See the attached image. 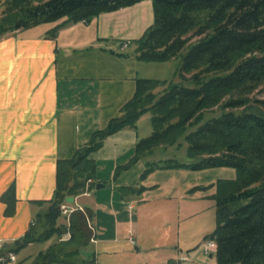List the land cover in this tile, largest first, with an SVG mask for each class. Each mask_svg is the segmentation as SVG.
Returning <instances> with one entry per match:
<instances>
[{
  "label": "crops",
  "instance_id": "obj_1",
  "mask_svg": "<svg viewBox=\"0 0 264 264\" xmlns=\"http://www.w3.org/2000/svg\"><path fill=\"white\" fill-rule=\"evenodd\" d=\"M64 20L0 39V249L21 238L47 209L37 202L53 197L57 162L120 116L136 79L149 78L143 75L147 63L119 54L131 55L152 25L150 0L101 13L87 24L62 25ZM151 131L145 114L135 129L108 136L89 155L96 166L89 196L73 200L91 211L89 255L95 264H180L182 253L191 261L205 259L200 246L215 228L214 182L186 169H157L143 177L147 162L170 158L160 156L166 149L130 163L136 142ZM9 189L12 203L2 200ZM53 238L29 244L6 264H29ZM209 258L215 264L214 254Z\"/></svg>",
  "mask_w": 264,
  "mask_h": 264
},
{
  "label": "trees",
  "instance_id": "obj_2",
  "mask_svg": "<svg viewBox=\"0 0 264 264\" xmlns=\"http://www.w3.org/2000/svg\"><path fill=\"white\" fill-rule=\"evenodd\" d=\"M140 1L3 0L0 39L61 19L62 25L87 24L101 13ZM150 1L152 25L135 41L131 55L119 56L142 63L178 60V81L137 78L120 116L95 130L71 158L57 162L53 197L37 202L47 203V209L35 215L21 238L0 249V257L69 234L29 264H95L94 254H81L92 235L87 226L90 209L73 212L65 226L59 223V207L67 197L82 194L85 182L93 179L96 166L89 155L108 136L135 129L148 114L152 131L136 142L130 163L185 144V162H147L142 176L157 169L234 168L235 178L209 186L215 187V228L205 239L216 243L215 264H264V0ZM11 193L7 190L2 200L12 203Z\"/></svg>",
  "mask_w": 264,
  "mask_h": 264
},
{
  "label": "rangeland",
  "instance_id": "obj_3",
  "mask_svg": "<svg viewBox=\"0 0 264 264\" xmlns=\"http://www.w3.org/2000/svg\"><path fill=\"white\" fill-rule=\"evenodd\" d=\"M195 41V38L191 39V43ZM179 61L178 60H172L169 62L165 63H147L143 65V75L149 78H155L159 80H164V81H178V78L175 76V70L178 68ZM162 88L156 89V91H161ZM218 112H216L215 115H217ZM142 125L140 126V130H142ZM185 149L186 145L184 144L183 147L181 148H168V151L160 156H169L170 158H175L180 162H185L186 157H185ZM201 180L204 179V182H214L216 183L218 180H226V179H232L235 178L236 176V170L234 168H211L207 170H201ZM60 224H64L63 219L61 218L59 220ZM53 238V237H52ZM66 239V237L64 236ZM66 240L60 241V242H65ZM52 242H59L57 240V237H54ZM38 246V245H35ZM90 246H87L82 249L81 254L82 256L86 257L90 252H91ZM201 257L205 258L204 260L196 259L195 261H188L182 264H213V261L208 257L209 255H205L203 253H200Z\"/></svg>",
  "mask_w": 264,
  "mask_h": 264
},
{
  "label": "built area",
  "instance_id": "obj_4",
  "mask_svg": "<svg viewBox=\"0 0 264 264\" xmlns=\"http://www.w3.org/2000/svg\"><path fill=\"white\" fill-rule=\"evenodd\" d=\"M127 45V42H124L121 44V47L124 48L126 47ZM92 184V180L91 179H88L86 182H85V190L84 192L82 193L83 195L85 196H89V192H90V186ZM59 211H60V215H61V218L63 219L64 221V225L65 226H68L69 225V220H70V216L73 212H76V211H80L82 213L85 214V210H84V207L82 205H79L77 204L74 200L72 203H67V202H63L60 207H59ZM87 226L88 228L90 229L92 235H91V238H90V242H94V228L92 226V223H91V220L87 219ZM64 236L66 237V239L64 238ZM60 238H57V240L60 242V241H63V240H67L69 238V234H66ZM127 239L128 241L134 245L135 244V241H134V238H133V233L131 230H129L128 232V236H127ZM201 250H202V253L205 254V255H210V254H214L215 250H216V243L214 240H206L205 242H203L201 244ZM190 260L189 258V255L188 253H182L179 257H178V263H185V262H188ZM16 261V256L15 254L13 253H9L6 257H0V262H2L3 264H6L8 262H14Z\"/></svg>",
  "mask_w": 264,
  "mask_h": 264
},
{
  "label": "water",
  "instance_id": "obj_5",
  "mask_svg": "<svg viewBox=\"0 0 264 264\" xmlns=\"http://www.w3.org/2000/svg\"><path fill=\"white\" fill-rule=\"evenodd\" d=\"M103 187H104V186L101 185V184L96 185V188H97V189H100V188H103ZM65 202H67V203H72V202H73V197H67V198L65 199ZM211 256H212V254L209 255V257H211Z\"/></svg>",
  "mask_w": 264,
  "mask_h": 264
},
{
  "label": "bare ground",
  "instance_id": "obj_6",
  "mask_svg": "<svg viewBox=\"0 0 264 264\" xmlns=\"http://www.w3.org/2000/svg\"><path fill=\"white\" fill-rule=\"evenodd\" d=\"M2 263V262H1Z\"/></svg>",
  "mask_w": 264,
  "mask_h": 264
}]
</instances>
